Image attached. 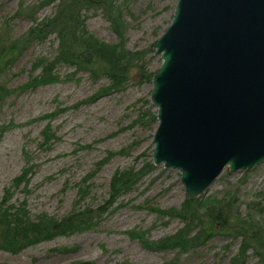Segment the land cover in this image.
Masks as SVG:
<instances>
[{
  "label": "rangeland",
  "instance_id": "rangeland-1",
  "mask_svg": "<svg viewBox=\"0 0 264 264\" xmlns=\"http://www.w3.org/2000/svg\"><path fill=\"white\" fill-rule=\"evenodd\" d=\"M107 1L83 7L80 15L85 33L122 44L126 52H141L121 88H113L100 70L91 75L56 61L57 81L21 89L40 73L42 67L34 68L35 63L45 59L47 66L54 60L55 34L21 43L14 61L0 69V88L7 92L0 98V200L10 188L4 207L22 205L32 219L40 214L60 219L106 202L116 171L145 168V174L115 197L93 228L16 252L0 248V264H264V249L250 246L241 254L243 233L238 232L243 221L246 234L256 224L264 228V162L235 173L224 168L198 196L195 225L206 221L208 209L219 203L230 218L225 226L217 224L218 232L209 240L185 251L143 243L163 239L184 224L178 216L157 212L178 210L186 197L179 171L152 162L156 109L150 101L151 78L143 74L160 65L153 44L169 24L176 0ZM57 2L0 0V35L21 38L30 26L51 17ZM107 4L120 12L119 20ZM109 16L118 21V31ZM24 169L26 184L14 187L13 179Z\"/></svg>",
  "mask_w": 264,
  "mask_h": 264
},
{
  "label": "water",
  "instance_id": "water-1",
  "mask_svg": "<svg viewBox=\"0 0 264 264\" xmlns=\"http://www.w3.org/2000/svg\"><path fill=\"white\" fill-rule=\"evenodd\" d=\"M153 48L152 162L179 171L186 199L264 162V0H176Z\"/></svg>",
  "mask_w": 264,
  "mask_h": 264
},
{
  "label": "trees",
  "instance_id": "trees-1",
  "mask_svg": "<svg viewBox=\"0 0 264 264\" xmlns=\"http://www.w3.org/2000/svg\"><path fill=\"white\" fill-rule=\"evenodd\" d=\"M56 10L51 17L41 20L30 26L24 36L12 39L0 35V66L2 68L11 64L16 58V51L21 43H29L32 40H44L50 34H55L58 39L57 53L54 60L49 65L43 66L45 59L39 60L34 64V68L41 66L40 73L31 76L30 79L23 84L21 89L34 88L38 85L57 81L58 75L53 73V65L56 61L65 62L76 66L77 69H85L95 75L97 70L103 72L111 80L113 88H121L124 80L127 79L128 73L132 66L131 61L135 57H140L141 52L132 53L121 49L122 44L106 43L93 34L85 33L84 22L80 12L83 7L93 6L95 4L106 5L107 0H57ZM49 2V0H48ZM43 4V3H41ZM108 5V4H107ZM107 10H110L108 5ZM110 12L120 19V12L111 9ZM109 12V13H110ZM114 30L118 31L120 26L115 17H111ZM144 75L150 79L153 72L143 69ZM0 88V98L7 92ZM155 120V114L152 115ZM152 166V165H151ZM149 167V166H148ZM146 169L116 171L110 182V194L106 202L102 205L92 208L73 210L69 214L60 219L40 214L35 219L29 217L24 206L15 207L14 205L4 207L7 202L9 189L4 190L2 199L0 200V248L11 251H19L24 247L34 244L40 240L50 239L57 235H67L69 233L84 231L93 228L100 219L102 214L112 205L115 197L130 188L137 182ZM28 169H24L18 176L13 179L12 185L19 186L21 183L26 184ZM199 198L184 199L182 206L178 210H165L157 212L159 214H169L170 216H178L184 224L173 234L160 239L158 241H143V243L151 249L178 248L182 251L190 247L202 244L209 240L216 232L215 227L218 223L223 226L229 223V215L225 211L223 203L215 208L208 209L206 213L207 220L200 221L199 225H195L198 219L197 205ZM196 227V230L190 232ZM247 224L243 221L238 232L243 233L241 243V254L250 246L256 250L264 249V228L256 224L249 234H246ZM133 234V233H129ZM141 239V235H135Z\"/></svg>",
  "mask_w": 264,
  "mask_h": 264
}]
</instances>
